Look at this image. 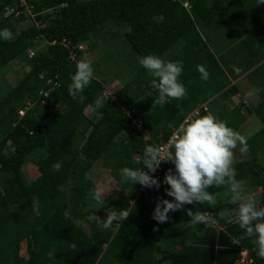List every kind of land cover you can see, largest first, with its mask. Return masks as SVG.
Segmentation results:
<instances>
[{
    "label": "trees",
    "instance_id": "16d2710c",
    "mask_svg": "<svg viewBox=\"0 0 264 264\" xmlns=\"http://www.w3.org/2000/svg\"><path fill=\"white\" fill-rule=\"evenodd\" d=\"M255 1L0 0V29L12 34L0 40V70L17 60L29 68L0 100V264H235L244 252L251 264H264L254 237L243 233L237 219L221 217L231 203L227 185L208 189L220 193L214 205H185L212 214L218 223L212 228L188 223L186 211L169 213V221L158 224L152 212L158 197L172 199L164 191L168 186L157 191L124 183L119 174L125 166L142 168L145 145L166 144L187 117L212 114L238 132L246 111L263 128L246 140L251 159L233 161V167L237 180L250 183L244 193L259 192L255 199L264 205V0ZM27 6L35 22L18 32L14 16L28 20ZM10 8L13 13L7 15ZM223 10L232 18L229 30L251 29L243 38L248 54L238 63L260 96L251 107L242 98L238 108H230L240 89L227 70L230 65L221 64L207 39ZM109 39H119L133 54L126 57L137 58V74L112 94L107 81L93 77L82 93L85 100L73 99L68 86L85 54L81 47L96 48L92 41ZM39 41L44 42L41 49ZM149 54L183 62L184 97L154 103L158 93L139 63ZM201 64L210 74L206 81L197 70ZM98 95L109 101L96 110ZM34 157L40 158V176L29 182L24 167ZM57 162L59 171L53 168ZM96 164L107 168L124 190L118 197H104L99 207L89 195L98 190L89 177ZM160 167L152 175L162 181L174 165ZM112 208L128 209V219L111 229L86 219L89 212L104 218Z\"/></svg>",
    "mask_w": 264,
    "mask_h": 264
},
{
    "label": "clouds",
    "instance_id": "9594fccd",
    "mask_svg": "<svg viewBox=\"0 0 264 264\" xmlns=\"http://www.w3.org/2000/svg\"><path fill=\"white\" fill-rule=\"evenodd\" d=\"M11 35L9 29H0V40L10 39ZM81 49L84 48L81 47ZM32 53L30 51L31 55ZM139 63L152 77L150 86L158 93L154 103L165 105L170 98L179 99L186 95V87L180 80L183 72L182 61H166L158 55L149 54L142 56ZM197 70L202 80L209 79L210 74L205 65H197ZM93 76L92 61L87 57L81 58L71 75V83L68 86L69 95L83 102L85 97L82 93ZM108 101L106 95H98L94 101L95 109L103 108ZM187 118L180 124L178 133L175 131L169 139L171 150L167 152L166 159L161 151L165 143L161 147L145 145L142 153L143 167L125 166L119 169L121 181L139 184L157 191L162 185L168 186L164 191L166 196L172 199L158 197L152 212L151 218L158 224L168 222L169 213L186 211L187 216L190 217L188 223L199 226L203 224L208 229L215 223L218 224L214 216L199 209L196 211L191 208L185 209V205H200L205 202L214 205L220 193L210 192L208 189L213 186L219 188L221 185H227L231 192L232 204L237 205L234 212L239 228L247 237H254L257 254L264 259V205H260L253 194L244 193V182L236 179V169L233 167V150L239 142L243 145L240 151L247 152L246 142L243 137L228 127L226 122L212 114L201 115L194 119ZM165 162H171L174 168L168 169L161 181L152 174L157 169H161V164ZM53 168L59 171L61 163H55ZM89 195L97 206L105 203L100 190H93ZM96 213H87L86 219L103 229H111L114 224H121L130 215L126 208H112L104 218ZM241 260L235 264H241Z\"/></svg>",
    "mask_w": 264,
    "mask_h": 264
},
{
    "label": "rangeland",
    "instance_id": "374dc122",
    "mask_svg": "<svg viewBox=\"0 0 264 264\" xmlns=\"http://www.w3.org/2000/svg\"><path fill=\"white\" fill-rule=\"evenodd\" d=\"M254 3H257L255 0H251ZM22 3H26V0H21ZM227 1H225L226 6ZM186 6L189 5L185 4ZM223 10V14L219 19V25L211 28L207 32V39L210 42V46L213 49L216 56H218L221 64L225 68H227L232 77H247L246 70L240 69L238 63L244 55L248 54V49L246 45L243 43V38L247 34H249V27L245 26V28H237L236 30H229V21L232 19L229 16H226ZM13 13V10L10 8L7 12V15ZM26 16L29 17L26 21H19L20 14H15L14 21H18L19 24L17 26L18 32L21 29L27 28L31 23L35 22L34 14L30 7L27 6ZM236 21V20H235ZM39 24V22H36ZM223 23V24H222ZM222 24V25H221ZM250 25V24H248ZM122 38V35L120 36ZM92 43H96V48H91L90 45H84V57H87L92 61V65L94 68V78L100 81H107L106 88L110 94L115 90H121L123 85L131 80V77L134 73L137 74L136 67L137 58L126 57L129 54L133 55L130 50H124L121 45L119 39L117 41H111L110 39L107 41L102 40H94ZM44 46L43 41H39V48L41 49ZM126 51V53H125ZM35 52L34 50L32 51ZM124 52V53H123ZM32 53V54H33ZM129 53V54H128ZM242 66H240L241 68ZM244 68V67H243ZM28 67L22 61H14L5 68L0 70V100L6 94L5 92L10 88L14 87L18 84V82L24 77L25 73L28 71ZM238 69V71H237ZM245 72V73H244ZM248 74V73H247ZM239 89L240 95L236 96L232 99L231 109L235 107L238 108V104L241 102V99L244 98L246 107H251L259 103L260 96L253 89L252 84L250 83L248 77L235 82ZM6 89V90H5ZM5 93V94H4ZM66 99V96L64 97ZM116 99V97H114ZM208 109L207 106L204 108ZM62 111V107L59 106L57 108V113ZM218 111V110H217ZM91 112V111H90ZM89 113V112H88ZM247 116L246 123L242 126L241 130L237 133L243 137V140L246 142L247 139L252 137L255 133L260 131L263 128L262 122L255 116L248 115L246 111L243 112ZM22 114V112H20ZM24 114V112H23ZM145 137H149V134H146ZM241 145L239 142L237 143V147L233 150V161H242V160H250L251 155L247 152H241ZM40 158L34 157L33 160L28 162L24 167V175L29 182L35 181L39 176L40 172L38 171V166ZM39 162V163H38ZM89 177L94 181L98 190H100L104 197L106 196H114L118 197L123 194V188L111 177L109 170L104 168L102 164H96L90 174ZM250 183L243 184V190H247L249 188ZM254 198L259 197V192H255ZM97 207V206H96ZM99 207V206H98ZM237 205L230 203V207L221 212V217L226 219L227 221L236 220L234 209ZM87 228H89L88 223H84ZM219 226V225H218ZM21 254L23 256H27L25 243H23V248ZM241 264H251L250 259L248 258V253L244 252L242 254Z\"/></svg>",
    "mask_w": 264,
    "mask_h": 264
},
{
    "label": "built area",
    "instance_id": "2783aa9c",
    "mask_svg": "<svg viewBox=\"0 0 264 264\" xmlns=\"http://www.w3.org/2000/svg\"><path fill=\"white\" fill-rule=\"evenodd\" d=\"M34 54V53H33ZM32 54V55H33ZM73 54V53H72ZM74 56V55H73ZM198 113V111H196L195 112V114H197ZM22 115H23V112H22ZM187 119H190V117H188ZM175 133H178V130L175 132ZM170 150V145H169V141L165 144V145H163L162 147H161V151H162V153L164 154V158H166V154H167V152Z\"/></svg>",
    "mask_w": 264,
    "mask_h": 264
},
{
    "label": "crops",
    "instance_id": "0c3cea01",
    "mask_svg": "<svg viewBox=\"0 0 264 264\" xmlns=\"http://www.w3.org/2000/svg\"><path fill=\"white\" fill-rule=\"evenodd\" d=\"M244 75H247V73L244 74ZM243 78H247V77L240 76V77H238L237 79H234L233 77H232L231 79H233V83L236 84L235 82H238L239 80H241V79H243ZM240 93H241V92H240ZM235 97H236V96H235ZM235 97H234V98H235Z\"/></svg>",
    "mask_w": 264,
    "mask_h": 264
}]
</instances>
